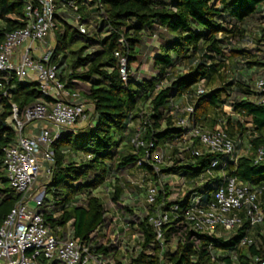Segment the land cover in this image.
<instances>
[{
  "label": "trees",
  "instance_id": "1",
  "mask_svg": "<svg viewBox=\"0 0 264 264\" xmlns=\"http://www.w3.org/2000/svg\"><path fill=\"white\" fill-rule=\"evenodd\" d=\"M79 5L86 26L81 30L66 16L56 17V42L70 36L71 43L80 40L82 46L69 53L70 67L63 66L67 55L54 60L57 48L53 62L61 66L59 77L66 87L93 106L92 122L77 131L63 129L52 145V176L40 208L46 225L63 239L78 238L96 252L110 253L114 264H252L256 257H264V216L254 227L255 234L250 235L243 223L232 232L197 235V246L192 241L174 244L170 235L183 223L171 222L164 231L162 251L148 222L154 206H141L142 217L136 215L121 203L125 183H116L112 204L136 215L127 231L137 234V243L125 248L129 258L124 262L115 225L95 193L112 175L118 179L120 171L138 167L157 184L161 174L184 178L182 187L188 190L182 198L169 199L167 183L158 192L164 209L174 202L183 207L194 192L203 193L207 201L223 172L258 192L264 213V157L256 162L257 150L264 148V104L259 102L264 91L257 92L253 85L264 73V0H79ZM23 9L20 0H0V45L8 32L25 26ZM121 56L127 57L125 81ZM146 63L149 73L141 70ZM199 86L204 89L201 94ZM186 93L193 100L198 126L221 128L236 142L245 139L248 144L249 150L236 163L211 168L213 177L207 170L215 155L192 156L190 150L200 145L187 136V128L177 125L184 113L174 102ZM48 100L36 81H7L0 72V226L20 199L8 185L3 166V148L17 138L12 104L21 115L27 106ZM140 117L146 121L143 139L155 143V153L158 147L170 149L160 174L149 164L139 165L144 151L134 153L129 144ZM65 151L80 154L82 160H66ZM102 225L106 231L98 234ZM246 235L252 242L239 247ZM211 254L217 255L216 261Z\"/></svg>",
  "mask_w": 264,
  "mask_h": 264
},
{
  "label": "built area",
  "instance_id": "2",
  "mask_svg": "<svg viewBox=\"0 0 264 264\" xmlns=\"http://www.w3.org/2000/svg\"><path fill=\"white\" fill-rule=\"evenodd\" d=\"M20 1L24 6L25 26L5 35L0 45V72L5 74L7 81H36L41 94L49 100L27 106L21 115L17 106L12 104V121L17 138L3 148V166L8 185L20 194V199L0 226V264H114L110 253L96 252L78 238L63 239L46 225L40 209L45 188L38 190L36 187L43 163L54 162L52 145L60 137L61 130L71 129L86 113V100L80 92L68 89L66 82L60 79L59 68L53 62L55 49L52 50L51 44L47 43L49 35L57 29L56 17L64 15L76 24L81 22L79 0ZM38 47L42 50L34 56L33 52ZM127 72V57L121 56L120 74L124 81L128 77ZM254 89L260 93L264 91V76L255 80ZM203 92L204 89L199 86L197 93ZM259 102L264 104V96ZM180 110L184 116L177 121V125L187 128V136L201 145L192 148L190 154L195 157L204 153L215 155L210 162V170H207L210 177L214 176L211 168L237 162L240 156L237 145L223 129L198 126L192 102ZM35 121L47 123L49 127H40L34 135L25 134L26 127ZM145 124L142 119L129 144L134 153L144 151L138 164H149L158 173L157 167L166 162V156L155 153L156 145L152 140L143 139ZM263 157L264 148L261 147L257 150L256 162ZM220 176L221 181L207 201H203V193L194 192L188 196L183 207L174 202L165 209L163 201L158 203L159 185L156 182L148 179L137 184L145 190V207L154 206L147 214L148 222L152 224L155 240L162 251L165 249L166 226L180 219L183 225L170 235L171 238L181 244L192 241L195 246L199 244L197 235L232 232L243 223L252 229L262 223L264 213L258 192L240 184L234 176L223 172ZM181 179L180 189L184 184V178ZM133 241L132 248H135V233ZM251 242L252 239L246 235L239 240L238 246ZM216 257L211 254V260L216 261ZM160 258L164 262L162 255ZM252 264H264V257H256Z\"/></svg>",
  "mask_w": 264,
  "mask_h": 264
},
{
  "label": "rangeland",
  "instance_id": "3",
  "mask_svg": "<svg viewBox=\"0 0 264 264\" xmlns=\"http://www.w3.org/2000/svg\"><path fill=\"white\" fill-rule=\"evenodd\" d=\"M81 14V13H80ZM82 15V14H81ZM64 16V15H63ZM67 21H69L70 23H72V25H76V23L74 22V20H72L71 18H66ZM82 26H79L78 27L82 30L86 25L85 23L83 22H80ZM263 26H264V21H263ZM57 30H59L58 28L55 30L54 34H51L49 35V37L47 38V43L51 44V49H55L57 48V55L55 56L54 60L55 61H58L60 60L64 55H67L65 57V60H64V64L63 66H68L70 67L72 65V58L71 56L69 55V53L71 51H74L76 50L77 48L81 47L82 46V42L80 40H77L75 42H70L71 41V37L69 36L66 40L62 41L61 43L57 44L56 42V32ZM246 46L249 45L250 47V44H245ZM245 46V47H246ZM61 66H59V70H60ZM141 70L143 73H149L150 71V68H149V64L146 63L144 65H142L141 67ZM263 74L259 75V76H263ZM258 76H256L254 78V81L256 80ZM254 81H253V85H254ZM72 90V89H71ZM86 104H88L86 106V113H85V117L80 120L75 126H73L70 131H77L79 129H83L85 127H87L91 122V114H92V109H93V106L92 105H89V103L86 101ZM228 112H229V109L228 107L225 108ZM143 117H140L138 119L137 122H135V124L133 125L134 129L136 127L139 126V123L142 121ZM42 123L41 121H35L33 123H31L30 125H34L36 123ZM28 127V126H27ZM25 132H26V129H25ZM62 132V130H61ZM201 146V145H200ZM242 150L241 153H244V146L242 145ZM170 149L162 146V147H158L157 150H156V154H159V155H167L168 152H169ZM71 151H66L65 152V156L66 157H71V154L72 153H69ZM74 161L76 162H79L82 160V158H80L75 152H74ZM167 162V161H166ZM166 162L164 164H161V165H158L157 169L159 170L158 173L160 174V171L162 169H164L166 167ZM48 164H45L43 163V167H42V170L40 172V175L38 177V180H37V185L36 187L38 188V190H42L43 188H45V191H46V185L50 182V175L47 173V166ZM173 176H170L169 177H166L161 174L160 175V183L158 185L159 186V189L163 188V185L164 183H167L168 186L172 187L171 190H170V198L169 199H174L175 197L178 198V196H175V193H177L181 187V177L177 174H172ZM117 177L118 179H115V175H112L110 178H111V182L106 184V185H101L100 187H98L96 190H95V193L97 195L100 196V198L102 199L106 209H107V212H109L112 216H115L116 213L118 212V217L120 216V219L122 220V222L124 223H128V221H136V215L142 217V213H141V206L144 204V197H145V194H144V190L143 188H140L138 187V183L143 180V179H146L147 178L144 176V174L140 173L139 174H133V173H129L127 172V169L125 170H122L120 171L119 173H117ZM166 179V180H165ZM153 181V180H152ZM155 182V181H153ZM116 183L118 184H121V185H124L125 183V189H124V192L120 198L121 200V203L123 204V206H128V207H131L132 209H134V213L136 215H129L128 212H124L123 208L122 209H116V205L115 204H112L111 202V197H112V192H113V189H114V185H116ZM184 189V193L188 190L185 188V186L183 187ZM178 190V191H177ZM183 193V191H180ZM183 197V194L182 196H179V198ZM141 207V208H140ZM140 209V210H139ZM117 217V218H118ZM103 231V228L102 226L100 227V232ZM133 230L131 231H128L127 233V237L131 238L132 239V232ZM254 234H255V231H254ZM133 240V239H132Z\"/></svg>",
  "mask_w": 264,
  "mask_h": 264
},
{
  "label": "crops",
  "instance_id": "4",
  "mask_svg": "<svg viewBox=\"0 0 264 264\" xmlns=\"http://www.w3.org/2000/svg\"><path fill=\"white\" fill-rule=\"evenodd\" d=\"M80 24V23H79ZM79 24H76V25H79ZM80 26H82L83 27V25L82 24H80ZM42 49H41V47H38V50H36V51H34L33 52V55L34 56H37L38 55V53L41 51ZM61 72V69L59 70V73ZM74 91H76V90H74ZM191 98V96L189 95V94H182L180 97H178V98H176L175 99V105H177V106H179L180 108H183V107H185L189 102H192L193 103V100H191L190 99ZM88 104H86V106H87ZM89 105H91L90 103H89ZM229 109V108H228ZM226 110V109H225ZM227 111V110H226ZM228 112V111H227ZM228 113H232V111L229 109V112ZM182 114V112L180 111V113H179V115H181ZM178 115V116H179ZM42 126H46V127H49V125L47 124V123H36V124H34V125H28V127H26V132H25V134H27V135H34V134H36L37 132H38V129L40 128V127H42ZM235 141V140H234ZM235 143H236V145H237V148H238V153H239V155H241V154H243V153H241V151H243L242 150V145L244 146V148H245V150H244V153H246L249 149H248V144H247V141L245 140V139H243V140H239L238 142H236L235 141ZM199 147H201V146H199ZM66 152V151H65ZM65 152H64V154H65ZM69 153H72L71 154V157H66L65 156V159L66 160H68V161H74V151H71V152H69ZM80 158H81V155L80 154H78V153H76ZM45 164H48L47 166H48V168L46 169L47 170V173L50 175V176H52V167H53V163H51V162H44ZM42 167H43V165H42ZM127 172H129V173H133V174H139V172L140 173H142V174H144V176H146V174H145V171H144V169L143 168H138V167H135V168H129V169H127ZM6 174V173H5ZM165 176V178L166 177H169L170 176V178H171V176H173V175H164ZM50 180H51V177H50ZM166 180V179H165ZM111 182V179H110V181L108 182V183H110ZM108 183H106V184H108ZM201 183V182H200ZM106 184H103V185H106ZM169 190H171V188L172 187H170L169 186ZM143 190H144V188H143ZM178 191V190H177ZM180 191H183V193L182 192H180ZM187 192V191H186ZM185 192V193H186ZM185 193H184V189H180L177 193H175V196H178V198H179V196H182V194H183V196L185 195ZM144 194H145V190H144ZM173 194V193H172ZM172 194H170V195H172ZM170 195H169V197L168 198H170ZM98 197H100L99 195H97ZM175 198H177V197H175ZM174 198V199H175ZM182 198V197H181ZM101 199V198H100ZM102 200V199H101ZM144 200H145V197H144ZM143 206V208L145 207V203L142 205ZM47 209H49V207L47 206L46 207ZM145 209V208H144ZM143 209V210H144ZM118 212L116 213V215L115 216H112L109 212H107V217H108V220L109 221H111V223L112 224H114L115 225V228H116V230H115V232H116V234H117V236H118V239L119 240H124V242L123 243H125V246L123 245V243H122V241H120V246H119V250H121V252L122 253H124V258L123 259H126V260H128V258H129V252L127 253L126 252V249L125 248H131L132 247V244H133V235L134 234H132V239L129 237H127L128 235H127V233H128V231L127 230H129V227H128V224L129 223H124V222H122V220L120 219V216L118 217ZM135 215V214H134ZM118 217V218H117ZM129 222V221H128ZM102 228H103V231L102 232H100V227L98 228V230H97V233L98 234H102V233H105V231H106V227L104 226V225H102ZM254 231H255V228H252L251 229V231L249 232V234L251 235V234H254ZM69 235V234H68ZM127 235V236H126ZM67 238H72L71 236H68ZM66 239V238H65ZM174 244H175V241H174ZM173 244V245H174Z\"/></svg>",
  "mask_w": 264,
  "mask_h": 264
}]
</instances>
